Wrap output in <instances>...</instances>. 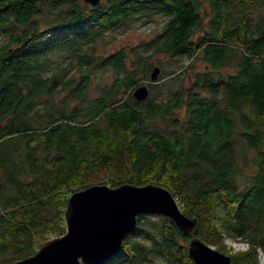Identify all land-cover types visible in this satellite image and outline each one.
<instances>
[{"label": "trees", "instance_id": "trees-1", "mask_svg": "<svg viewBox=\"0 0 264 264\" xmlns=\"http://www.w3.org/2000/svg\"><path fill=\"white\" fill-rule=\"evenodd\" d=\"M0 8V264L63 234L70 194L103 183L164 186L198 224L186 234L168 216L141 213L99 264H193L192 235L233 264H259L264 0ZM132 30L140 40L122 43ZM141 83L149 95L139 101ZM226 236L249 247L232 252Z\"/></svg>", "mask_w": 264, "mask_h": 264}, {"label": "water", "instance_id": "water-1", "mask_svg": "<svg viewBox=\"0 0 264 264\" xmlns=\"http://www.w3.org/2000/svg\"><path fill=\"white\" fill-rule=\"evenodd\" d=\"M83 1L91 5L100 2ZM159 72L160 67L153 66L150 80H156ZM132 93L142 101L148 97L149 88L141 83ZM141 213L168 216L186 234H191L198 224L197 218L187 216L164 186L93 184L70 194L64 210L63 234L45 240L34 254L10 264H99L120 249ZM187 251L193 264H233L229 254L195 235L189 239Z\"/></svg>", "mask_w": 264, "mask_h": 264}, {"label": "rangeland", "instance_id": "rangeland-1", "mask_svg": "<svg viewBox=\"0 0 264 264\" xmlns=\"http://www.w3.org/2000/svg\"><path fill=\"white\" fill-rule=\"evenodd\" d=\"M150 27L147 28V30L149 31ZM144 34V37L146 38L147 37V34ZM140 37H142V35L140 34V31L138 30H132L130 31L129 33H127L124 38L122 40H120L122 43H126V42H137L138 40H140ZM118 43H116L115 46H117ZM187 63V62H185ZM203 64L201 62H196V67H195V70H200L203 68ZM144 84H147V83H144ZM225 243L227 244L228 248L230 251L232 252H236L238 250H240V243L241 241L239 240H231L230 242L229 241H225ZM259 264H264V255H262V259L261 261H259Z\"/></svg>", "mask_w": 264, "mask_h": 264}, {"label": "clouds", "instance_id": "clouds-1", "mask_svg": "<svg viewBox=\"0 0 264 264\" xmlns=\"http://www.w3.org/2000/svg\"><path fill=\"white\" fill-rule=\"evenodd\" d=\"M225 239H226V241L230 242L233 239V237L226 236ZM236 239H239L241 241L240 250H247V248L249 247L247 241L243 240V238H236Z\"/></svg>", "mask_w": 264, "mask_h": 264}, {"label": "built area", "instance_id": "built-area-1", "mask_svg": "<svg viewBox=\"0 0 264 264\" xmlns=\"http://www.w3.org/2000/svg\"><path fill=\"white\" fill-rule=\"evenodd\" d=\"M260 253H259V261H261V259H262V255H264V253L262 252V251H259Z\"/></svg>", "mask_w": 264, "mask_h": 264}]
</instances>
